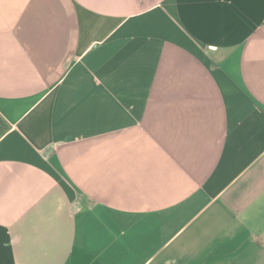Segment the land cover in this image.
<instances>
[{"label":"crops","instance_id":"obj_1","mask_svg":"<svg viewBox=\"0 0 264 264\" xmlns=\"http://www.w3.org/2000/svg\"><path fill=\"white\" fill-rule=\"evenodd\" d=\"M0 264H264V0H0Z\"/></svg>","mask_w":264,"mask_h":264},{"label":"trees","instance_id":"obj_2","mask_svg":"<svg viewBox=\"0 0 264 264\" xmlns=\"http://www.w3.org/2000/svg\"><path fill=\"white\" fill-rule=\"evenodd\" d=\"M7 125L5 123V120L0 117V135H2L3 133H5V131L7 130Z\"/></svg>","mask_w":264,"mask_h":264}]
</instances>
